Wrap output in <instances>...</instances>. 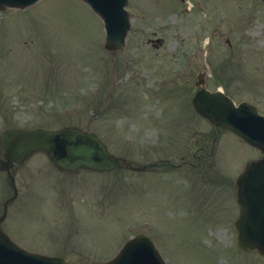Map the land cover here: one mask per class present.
<instances>
[{"label":"rangeland","instance_id":"1","mask_svg":"<svg viewBox=\"0 0 264 264\" xmlns=\"http://www.w3.org/2000/svg\"><path fill=\"white\" fill-rule=\"evenodd\" d=\"M127 10L123 51L103 48L101 20L78 0L0 11V130L75 126L117 157L165 164L66 174L34 155L15 171L8 222L41 223L34 243L56 250L49 239L60 238L68 264L105 263L139 232L168 264H264L238 249L234 228V180L255 151L189 102L205 72L208 90L264 114V0H128Z\"/></svg>","mask_w":264,"mask_h":264},{"label":"water","instance_id":"2","mask_svg":"<svg viewBox=\"0 0 264 264\" xmlns=\"http://www.w3.org/2000/svg\"><path fill=\"white\" fill-rule=\"evenodd\" d=\"M37 0H0V9L23 8ZM100 16L106 31L104 47L107 50H123L124 39L130 24L125 11L127 0H82ZM190 101L198 113L216 127L230 130L243 141L264 153V117L252 106L241 103L235 107L232 101L220 92L204 88L200 76ZM1 146L5 150L0 168L12 163L20 164L36 151H44L60 169L75 171L85 168L93 171H110L131 168L122 160L110 156L105 146L93 135L76 128L57 131L11 129L2 134ZM240 217L237 221L239 247L257 252L264 257V161L249 163L238 181ZM7 244V243H6ZM5 250V251H4ZM0 253V264H65L61 260L24 255L10 243ZM139 250L140 253H139ZM7 255V257H5ZM163 264L144 235L129 242L119 255L108 264ZM22 259L16 262L11 259Z\"/></svg>","mask_w":264,"mask_h":264},{"label":"flooded vegetation","instance_id":"3","mask_svg":"<svg viewBox=\"0 0 264 264\" xmlns=\"http://www.w3.org/2000/svg\"><path fill=\"white\" fill-rule=\"evenodd\" d=\"M3 155V151L0 148V158ZM14 170H10V172H2L0 171V211L1 214L4 211V206L9 198L12 196V175ZM11 211V204L6 205V215L4 220L0 223V236L7 237L10 241L15 243L16 245L24 248L29 252H34L27 249L25 246H33L39 238L44 239V235L46 234V229L42 227V224H36L35 227H30V224H22L24 225V229L21 230L17 228L18 226H22L15 223L8 222V218ZM32 230V234H29L27 231ZM37 252H39L37 250Z\"/></svg>","mask_w":264,"mask_h":264}]
</instances>
